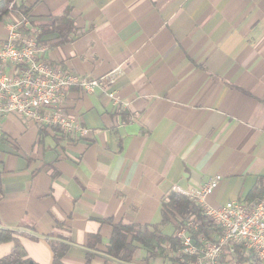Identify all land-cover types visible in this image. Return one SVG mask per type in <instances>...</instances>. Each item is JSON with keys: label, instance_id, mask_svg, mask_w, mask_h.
<instances>
[{"label": "crops", "instance_id": "0c3cea01", "mask_svg": "<svg viewBox=\"0 0 264 264\" xmlns=\"http://www.w3.org/2000/svg\"><path fill=\"white\" fill-rule=\"evenodd\" d=\"M20 2L50 63L89 79L120 70L106 87L119 103L69 89L65 112L90 130L77 142L27 117L2 119L0 232L14 241L0 242V258L17 242L33 263L52 264L53 242L68 246L63 264H86L87 254L90 264H177L170 248L109 256L113 226L174 236V220L160 225L164 198L215 175L210 207L260 197L264 0Z\"/></svg>", "mask_w": 264, "mask_h": 264}, {"label": "built area", "instance_id": "2783aa9c", "mask_svg": "<svg viewBox=\"0 0 264 264\" xmlns=\"http://www.w3.org/2000/svg\"><path fill=\"white\" fill-rule=\"evenodd\" d=\"M13 0L5 23L6 38L0 41V136L1 121L9 114L27 117L40 126L55 129L60 135L77 142L90 130L77 117L64 109L67 91L77 88L84 94L105 92L113 105L119 103L114 92H106L120 74L117 68L89 79L50 63L45 58L47 47L40 42L42 29L33 24L28 14L14 12ZM221 176L194 189L178 192L200 206L203 214L220 230L214 241L193 235L199 223L191 217L175 231L178 247L173 256L179 264H219L225 245H241L264 264V194L257 202L229 201L213 208L206 198L218 187Z\"/></svg>", "mask_w": 264, "mask_h": 264}, {"label": "trees", "instance_id": "16d2710c", "mask_svg": "<svg viewBox=\"0 0 264 264\" xmlns=\"http://www.w3.org/2000/svg\"><path fill=\"white\" fill-rule=\"evenodd\" d=\"M12 1L13 0H0V21H3L9 13L8 7ZM13 6L14 12L18 11L23 14H28L26 8L20 2V0H17L16 4ZM58 21L59 20L56 17L52 18L53 24L61 26V23ZM59 30L61 29L59 28ZM263 194L264 190L260 197L252 202L259 201ZM1 195L2 191L0 185V198ZM161 213L162 218L160 225L164 226L173 219L176 223V229L179 228L185 219L189 217L195 218L199 223V229L194 235V239L197 244H199L200 236H203L210 241H214V237L218 236L220 233V230L208 219V217L203 214V211L199 205L189 201L178 192L172 191L167 194L162 203ZM156 232L158 231L155 228L150 229L148 226H131L122 224L114 225L113 232L109 240L107 253L109 256L115 259L129 262L132 260L133 253L136 250L137 245H140L149 251H156L160 255L163 254L167 247L173 249L178 247V242L174 236L160 237L156 235ZM12 233H14V231L11 232L8 230H1L0 242L5 243L14 241V238H12ZM228 246L229 245H225L223 247L219 264H261L250 250H245L241 245H231L230 247L233 251L232 254H229ZM67 249L68 246L65 244L51 242V250L53 253L52 264H63L61 259L65 255ZM91 258L92 256L90 254L86 255V264H90ZM174 262H176L175 259ZM0 264L35 263L27 258L23 247L16 242L10 253L0 258Z\"/></svg>", "mask_w": 264, "mask_h": 264}, {"label": "rangeland", "instance_id": "374dc122", "mask_svg": "<svg viewBox=\"0 0 264 264\" xmlns=\"http://www.w3.org/2000/svg\"><path fill=\"white\" fill-rule=\"evenodd\" d=\"M175 192H176V191H175ZM179 192H180V191H179ZM181 192H182V191H181ZM181 195H183V194L181 193ZM183 196H184V195H183ZM184 197H185V196H184ZM185 198H187V197H185ZM187 199H188V198H187ZM188 200H189V199H188ZM189 201H191V200H189ZM191 202H192V201H191ZM189 218H190V217H189ZM189 218L185 219L184 221L188 220ZM172 220H173V219H172ZM180 226H181V225H180ZM180 226H179V227H180ZM177 229H178V228H177ZM177 229H176V230H177ZM201 237H202V236H200L199 239H201ZM167 248H170V247H167ZM176 249H177V248H176ZM176 249L170 248V252L173 253V251L176 250ZM173 258L175 259L174 256H173ZM175 260H176V259H175ZM176 262L178 263L177 260H176ZM178 264H179V263H178Z\"/></svg>", "mask_w": 264, "mask_h": 264}]
</instances>
